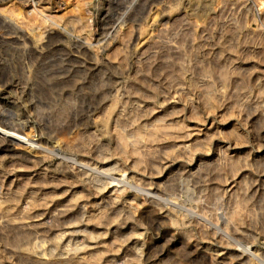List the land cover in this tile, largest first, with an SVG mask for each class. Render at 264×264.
<instances>
[{"label":"rangeland","instance_id":"obj_1","mask_svg":"<svg viewBox=\"0 0 264 264\" xmlns=\"http://www.w3.org/2000/svg\"><path fill=\"white\" fill-rule=\"evenodd\" d=\"M48 2L88 26L24 51L0 20V107L34 145L0 152V220L39 224L0 229V264L60 233L99 264H264V0Z\"/></svg>","mask_w":264,"mask_h":264},{"label":"bare ground","instance_id":"obj_2","mask_svg":"<svg viewBox=\"0 0 264 264\" xmlns=\"http://www.w3.org/2000/svg\"><path fill=\"white\" fill-rule=\"evenodd\" d=\"M2 1H4V0H0V20H2L4 23H6L7 26H10L11 30L13 29L12 34H14V35H13V37H11V39H9L10 42L12 41L14 43L21 44L23 46L24 51H26L28 49L30 50L31 44L37 46V48H38L44 42L51 41L55 38H59V37H63V36L71 37V35H72L71 31L74 28L76 29V23L81 24L82 27H84V28L88 26L87 18H86L87 16H85V12L84 13L81 12L82 8L79 9V13H78V15H76L75 13L71 12L70 9H69L70 10L69 11V10H66V8L65 9L60 8V5L58 6V4L55 2H53V3L48 2L49 5L43 6V4H44L43 2L45 0H17L16 4H18V7H12L11 10L5 9V11H2V8H1L2 7ZM38 3L41 4V6H43V8L36 11L37 10L36 4H38ZM81 3L83 4V0L82 1L81 0H72V4L74 5L75 9H76V7L80 8ZM23 4L26 5V7L29 9L28 11H25V9H23V7H22ZM103 15H104V11L101 13V16H103ZM74 32H75V30H74ZM130 32H131V29L129 28L125 33L122 32L121 36H123V37L127 36L128 34H131ZM27 75H29V74H27ZM2 94L4 95L6 93H5V89L0 84V95H2ZM25 129L26 128H17L15 126H13V122L11 124V123L7 122L6 120H4V113L0 107V143H7L8 144V145H6L7 147L4 145V147H6V149L2 150L0 148V152L5 150L7 154H9V153L13 154V152L15 154L16 152L18 153V150L20 149V147H23V146H27L28 148H30L28 150V152L31 151V149H32V147H34V145H33V142L29 139L27 132L25 133ZM197 146H198V141H193L189 145L188 144L182 145L181 147H178V148H179V151H185V150H189L190 148H195ZM135 151H136V149H135ZM26 156H27V158H32L30 153L29 154L27 153ZM39 158L35 157V159H39ZM124 178H125V175H124ZM98 189H100V186H97V190ZM239 202H240V204H242L244 202V199L239 200ZM34 203L35 202H33V205H34ZM29 204L30 203H28V206H29ZM31 204H32V202H31ZM23 214H24V212H23ZM25 215H26V213H25ZM25 215H24V217H22L20 219H16V218L12 217L9 219L0 220V229L4 228V227L7 228V226L8 227L11 226V227H18V228H24V229L29 228L30 229L33 226L39 225L38 223H36V220L31 221L29 219L31 216L29 217V216H25ZM37 222H38V220H37ZM42 224H45V222H43ZM64 235H65V233H64ZM63 238L64 237H63L62 233L58 234L57 237H55L56 240H54L56 242L54 245L51 246L50 250L46 249V251H39L38 250L39 243H37L38 245L35 244L34 246H30V247L28 246V247H25L24 249H22V252L24 253V255L22 253L21 254L27 260L32 262L31 264H33V263L34 264H99L100 263L99 262L100 258H96V260H92L93 254L95 251H93V250L87 251V247H88L87 243H86V245L84 243H82V245L84 244L83 246L77 247V245L75 243H73V244L68 243V242L65 243V241H63ZM40 244H42V243H40ZM95 254H96V252H95ZM251 261H252V259H251Z\"/></svg>","mask_w":264,"mask_h":264}]
</instances>
